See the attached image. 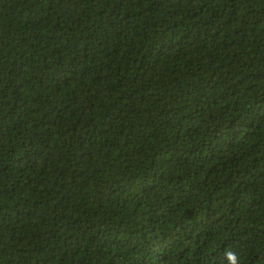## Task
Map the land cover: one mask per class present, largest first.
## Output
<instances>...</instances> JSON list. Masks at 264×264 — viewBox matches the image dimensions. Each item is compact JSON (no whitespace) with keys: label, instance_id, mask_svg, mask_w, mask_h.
Instances as JSON below:
<instances>
[{"label":"trees","instance_id":"obj_1","mask_svg":"<svg viewBox=\"0 0 264 264\" xmlns=\"http://www.w3.org/2000/svg\"><path fill=\"white\" fill-rule=\"evenodd\" d=\"M264 264V0H0V264Z\"/></svg>","mask_w":264,"mask_h":264},{"label":"clouds","instance_id":"obj_2","mask_svg":"<svg viewBox=\"0 0 264 264\" xmlns=\"http://www.w3.org/2000/svg\"><path fill=\"white\" fill-rule=\"evenodd\" d=\"M227 259L230 262V264H237V257L233 252L227 253Z\"/></svg>","mask_w":264,"mask_h":264}]
</instances>
